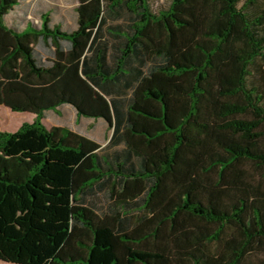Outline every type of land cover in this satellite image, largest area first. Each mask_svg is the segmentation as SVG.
<instances>
[{"label":"trees","instance_id":"1","mask_svg":"<svg viewBox=\"0 0 264 264\" xmlns=\"http://www.w3.org/2000/svg\"><path fill=\"white\" fill-rule=\"evenodd\" d=\"M0 0V260L253 264L264 254V0ZM71 108L110 132L69 126ZM258 264H264V257Z\"/></svg>","mask_w":264,"mask_h":264},{"label":"rangeland","instance_id":"2","mask_svg":"<svg viewBox=\"0 0 264 264\" xmlns=\"http://www.w3.org/2000/svg\"><path fill=\"white\" fill-rule=\"evenodd\" d=\"M78 0H20V3L7 16L6 22L8 25L24 26L26 22L39 23L42 14L48 13L52 23L62 24L63 28L73 27L75 24V7ZM153 10L159 9L165 4L164 0H152ZM264 68V60H260ZM65 115L57 116L54 113L48 115L44 122L47 126H73L74 118L72 113L65 108ZM34 119L31 113L12 112L0 106V130L6 132H14L23 122H29ZM94 136L101 139L104 133H107L99 124H95L92 128ZM264 257L263 253L255 252L249 257V261L253 264H258ZM0 264H12L0 260Z\"/></svg>","mask_w":264,"mask_h":264},{"label":"crops","instance_id":"3","mask_svg":"<svg viewBox=\"0 0 264 264\" xmlns=\"http://www.w3.org/2000/svg\"><path fill=\"white\" fill-rule=\"evenodd\" d=\"M67 109L72 113L73 118H74V124H73V126L70 127L71 129H73L74 131H77L83 135H86L89 138L94 139L95 141L101 143L102 145H104L107 142V140L110 136V132L105 129V126L102 123L95 122L93 120H88V119H78L75 115V112L71 108L67 107ZM55 115H57L58 117L59 116L62 117L65 114L60 112V113H55ZM96 123L99 124L107 132V133L103 134L101 139H98L97 137H95L94 132H92V128H94V125ZM56 126H58V125H56Z\"/></svg>","mask_w":264,"mask_h":264}]
</instances>
